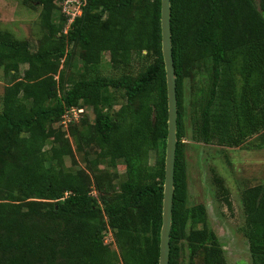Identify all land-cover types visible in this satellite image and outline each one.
Listing matches in <instances>:
<instances>
[{
  "label": "trees",
  "instance_id": "obj_1",
  "mask_svg": "<svg viewBox=\"0 0 264 264\" xmlns=\"http://www.w3.org/2000/svg\"><path fill=\"white\" fill-rule=\"evenodd\" d=\"M30 1L40 8L44 28L36 50L0 32V67L13 75L25 65L1 96L0 264H113L115 254L103 242L109 233L126 244L122 264H157L166 137L159 0H83L65 34L62 0ZM168 11L176 126L167 264H180L182 245L186 264L198 253L202 264H226L203 205L185 206L181 90L185 79L200 75V63L207 66L195 131L203 143L239 146L264 130V0H168ZM77 44L90 75L61 89L60 63L71 55L66 46ZM103 52L114 66H127L142 52L155 60L134 76L105 77L95 73ZM107 88L124 97L113 115L104 107ZM71 106L93 112L84 141L96 150L77 170L63 166L71 149L63 131L52 127ZM156 145L160 157L152 171L146 162ZM100 162L123 165L112 194L100 182ZM220 193L229 207L225 189ZM240 203L251 264H264V183L243 190Z\"/></svg>",
  "mask_w": 264,
  "mask_h": 264
},
{
  "label": "rangeland",
  "instance_id": "obj_2",
  "mask_svg": "<svg viewBox=\"0 0 264 264\" xmlns=\"http://www.w3.org/2000/svg\"><path fill=\"white\" fill-rule=\"evenodd\" d=\"M39 12L40 8L30 0H0V32H8L13 38L26 42L28 50L34 52L44 33ZM51 21L53 23L59 21V12L56 7L51 12ZM66 50L71 55L67 62L60 61L63 84L61 89H65L71 81L90 75L88 70L81 67L79 45H67ZM143 55L144 52L141 53V57L133 54L127 66H114L110 64L108 54L103 52L95 73L112 78L122 73L134 76L155 60L151 53L145 57ZM239 65L238 57L232 71L239 68ZM206 67L200 63L198 65L200 75H195L194 79H185L181 90L180 113L183 130L181 140L186 176L185 206L203 205L207 228L217 239L226 264H251L247 240L243 234L244 214L240 194L245 189L264 183V130L247 135L241 145L232 147L218 145L215 139H211L208 143L198 139L195 133L199 126L198 103L206 85ZM24 68V64H18L17 72L12 75V71L7 70L5 73V70L0 67V113L3 110L1 104L3 87L10 82L12 76H19ZM103 94L106 96L104 107L110 114L113 115L123 106L122 91H111L107 88L104 89ZM83 109L80 117L68 124L66 129L59 121L52 124L53 128L63 131L69 143L71 156L63 157L62 163L64 167L72 170L83 168L85 161L94 157L91 151L96 150L95 147H89L91 149L89 150L87 146L90 141H84L86 134L92 132L93 112L89 107ZM69 131L73 133V137L69 136ZM47 148L48 145L43 147L44 150ZM159 157L158 146L148 152L146 164L152 171L157 167L156 162ZM105 162L97 164V168L100 169L97 173L100 176V182H107L112 194L123 178V165L117 162L112 169ZM154 180L157 179L154 177ZM220 188L225 189L229 207L224 205ZM91 194L96 195L93 187ZM192 227L200 228V224H194ZM103 242L108 250L115 254L113 264H122L121 257L125 242L110 233L104 237ZM186 260L187 252L185 245H182L178 261L180 264H186ZM193 264H202L200 253L193 259Z\"/></svg>",
  "mask_w": 264,
  "mask_h": 264
},
{
  "label": "water",
  "instance_id": "obj_3",
  "mask_svg": "<svg viewBox=\"0 0 264 264\" xmlns=\"http://www.w3.org/2000/svg\"><path fill=\"white\" fill-rule=\"evenodd\" d=\"M168 15V0H159L160 54L166 91V137L163 157L161 225L158 237L157 264H167L176 126L175 80L171 59Z\"/></svg>",
  "mask_w": 264,
  "mask_h": 264
},
{
  "label": "built area",
  "instance_id": "obj_4",
  "mask_svg": "<svg viewBox=\"0 0 264 264\" xmlns=\"http://www.w3.org/2000/svg\"><path fill=\"white\" fill-rule=\"evenodd\" d=\"M83 0H62L58 3L59 12L65 18L62 33L65 34L73 19L80 14ZM83 107L71 106L66 108L60 116L59 123L66 129L67 125L75 122L83 113Z\"/></svg>",
  "mask_w": 264,
  "mask_h": 264
}]
</instances>
